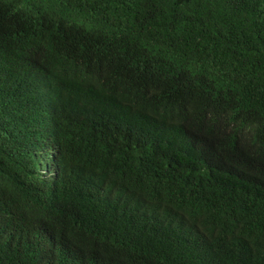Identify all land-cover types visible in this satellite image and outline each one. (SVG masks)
Here are the masks:
<instances>
[{
	"label": "trees",
	"instance_id": "trees-1",
	"mask_svg": "<svg viewBox=\"0 0 264 264\" xmlns=\"http://www.w3.org/2000/svg\"><path fill=\"white\" fill-rule=\"evenodd\" d=\"M0 264H264V0H0Z\"/></svg>",
	"mask_w": 264,
	"mask_h": 264
}]
</instances>
